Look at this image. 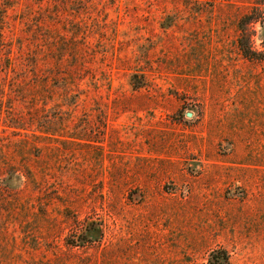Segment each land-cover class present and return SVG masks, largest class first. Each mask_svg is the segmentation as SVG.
<instances>
[{
	"label": "rangeland",
	"instance_id": "1",
	"mask_svg": "<svg viewBox=\"0 0 264 264\" xmlns=\"http://www.w3.org/2000/svg\"><path fill=\"white\" fill-rule=\"evenodd\" d=\"M254 4L0 0V264H264Z\"/></svg>",
	"mask_w": 264,
	"mask_h": 264
},
{
	"label": "trees",
	"instance_id": "2",
	"mask_svg": "<svg viewBox=\"0 0 264 264\" xmlns=\"http://www.w3.org/2000/svg\"><path fill=\"white\" fill-rule=\"evenodd\" d=\"M260 22L261 25H264V0H255L254 6L251 10L245 13L238 21V37L237 44L242 54L250 59H258L256 56L262 55L261 51H257L252 46V42L249 34H247L246 26ZM40 58L38 55L32 59L33 65L38 66ZM130 84L133 89H138L145 86L144 77L133 73L130 78ZM11 180L10 178H7ZM9 184V183H7ZM84 232L79 235V240L82 244L91 243L94 241L100 240L102 237L101 228L94 222H88L84 227ZM228 255L224 249L218 248L214 249L210 253V264H227Z\"/></svg>",
	"mask_w": 264,
	"mask_h": 264
},
{
	"label": "water",
	"instance_id": "3",
	"mask_svg": "<svg viewBox=\"0 0 264 264\" xmlns=\"http://www.w3.org/2000/svg\"><path fill=\"white\" fill-rule=\"evenodd\" d=\"M186 115L190 117V116H192V113L191 112H187Z\"/></svg>",
	"mask_w": 264,
	"mask_h": 264
}]
</instances>
